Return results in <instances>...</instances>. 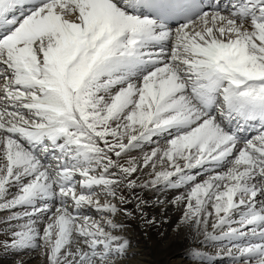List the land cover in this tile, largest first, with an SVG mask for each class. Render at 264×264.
Wrapping results in <instances>:
<instances>
[{"label": "snow or ice", "instance_id": "6c2138e0", "mask_svg": "<svg viewBox=\"0 0 264 264\" xmlns=\"http://www.w3.org/2000/svg\"><path fill=\"white\" fill-rule=\"evenodd\" d=\"M137 187L264 264V0H0V249L122 264Z\"/></svg>", "mask_w": 264, "mask_h": 264}, {"label": "bare ground", "instance_id": "6f19581e", "mask_svg": "<svg viewBox=\"0 0 264 264\" xmlns=\"http://www.w3.org/2000/svg\"><path fill=\"white\" fill-rule=\"evenodd\" d=\"M160 143H163V138ZM145 151H147V147ZM131 156L139 158L142 156V152L134 151ZM150 171L149 168L138 172L134 178L139 183H143L150 178L147 175ZM184 191L183 188L163 187L155 189L137 187L134 190H124V195L132 202L123 207L133 212L134 215L127 217L118 213L114 217L117 223L125 225V230L120 234L124 235L131 245L128 249V256L122 264H200L199 260L193 257V250L206 253L207 257L214 259L215 264H229L227 259L215 256V253L223 247L225 242L205 240L203 237L194 240L186 228L177 229L182 207L173 205L171 201ZM135 197L147 202L142 206L143 216L136 209L138 201ZM113 202L118 204V201ZM90 215L95 217L97 214L90 211ZM145 219H154L155 222L149 225L145 223ZM19 260H22L24 264H45V259L39 252L14 254L0 249V264H17ZM204 264H207L206 259Z\"/></svg>", "mask_w": 264, "mask_h": 264}]
</instances>
